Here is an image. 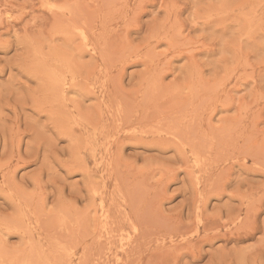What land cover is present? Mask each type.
<instances>
[{"label": "rangeland", "instance_id": "obj_1", "mask_svg": "<svg viewBox=\"0 0 264 264\" xmlns=\"http://www.w3.org/2000/svg\"><path fill=\"white\" fill-rule=\"evenodd\" d=\"M0 264H264V0H0Z\"/></svg>", "mask_w": 264, "mask_h": 264}, {"label": "bare ground", "instance_id": "obj_2", "mask_svg": "<svg viewBox=\"0 0 264 264\" xmlns=\"http://www.w3.org/2000/svg\"><path fill=\"white\" fill-rule=\"evenodd\" d=\"M55 75H56V74H55ZM56 77H57V76H56ZM56 77H55V78H56ZM127 109H128V108H127ZM127 109H126V110H127ZM130 112H131V111H130ZM195 134H196V133H195ZM208 139H209V138H208Z\"/></svg>", "mask_w": 264, "mask_h": 264}]
</instances>
